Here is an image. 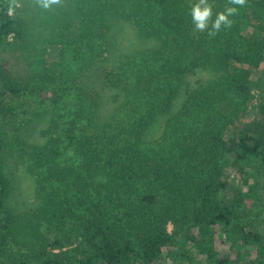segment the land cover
I'll return each mask as SVG.
<instances>
[{"label":"trees","instance_id":"obj_1","mask_svg":"<svg viewBox=\"0 0 264 264\" xmlns=\"http://www.w3.org/2000/svg\"><path fill=\"white\" fill-rule=\"evenodd\" d=\"M4 1L0 120L27 114L42 98L71 114L63 124L52 119L44 141L30 146L41 203L20 223L6 204L0 158V264H264V0L247 1L244 15L256 22L250 34L237 14L214 37L195 31L196 1L107 0L116 17L162 45L111 71L108 86L124 99L104 119L83 117L81 89L62 76L63 46L57 77L8 67L5 47L25 38L26 20L17 8L9 16ZM209 2L213 19L228 6ZM78 46L89 64L103 50ZM198 69L218 75L191 84ZM88 113L95 116L91 106ZM161 115L160 136L146 139Z\"/></svg>","mask_w":264,"mask_h":264},{"label":"rangeland","instance_id":"obj_2","mask_svg":"<svg viewBox=\"0 0 264 264\" xmlns=\"http://www.w3.org/2000/svg\"><path fill=\"white\" fill-rule=\"evenodd\" d=\"M106 1L62 0L61 6L43 10L35 5L34 0H17V12L26 20V36L21 41L6 46L4 50L8 67L15 74L32 76L47 73L57 77L61 70L56 72L54 59L57 51L63 46L60 68L65 74L62 76L66 75L72 81L74 90L76 87L81 89L85 98V119L110 118V113L124 99L122 91L108 86L111 71H119L121 64L130 56L162 45L159 40L141 35L131 21L116 17L115 9ZM194 1L196 0H186L185 3ZM247 1L254 3L257 0ZM2 2L3 0H0V3ZM246 6L239 8L238 15L241 16V28L250 34L256 22L244 15ZM100 33H103V39L99 38ZM89 41L95 43L98 50L103 49L101 56H98L93 64H89L90 58L86 48L78 46ZM259 72L260 88H263L264 64ZM215 75L218 73L212 69H198L187 80H190L191 84L196 80L206 82ZM258 94V89L254 90L256 99ZM177 99L182 100V94H179ZM57 105L54 98L47 101L42 98L34 103L27 114H20L13 121L0 120V131L5 133V136L0 134V158L10 184L6 204L17 217V223H20L19 219H29L40 206L41 200L36 194L35 179L29 171L30 146L44 141L41 131L47 128L52 119H59V115L62 117L61 123L68 119L71 114L67 115L69 108L62 111L56 109ZM90 106L95 110V116L88 113ZM71 109H74L73 106ZM166 117L167 115H161L151 123L144 132V137H159ZM228 195L225 194L226 197ZM169 262L166 261V264H170Z\"/></svg>","mask_w":264,"mask_h":264},{"label":"clouds","instance_id":"obj_3","mask_svg":"<svg viewBox=\"0 0 264 264\" xmlns=\"http://www.w3.org/2000/svg\"><path fill=\"white\" fill-rule=\"evenodd\" d=\"M34 3L43 10H50L53 6H61L62 0H34ZM246 4L247 0H227L228 6L223 11L217 12L213 19V4L209 0H196L190 8L189 15L196 32L207 30L209 37H214L222 28L227 29L232 26L233 21L229 17L237 15L239 8H243ZM17 7V0H7L9 16L14 15Z\"/></svg>","mask_w":264,"mask_h":264}]
</instances>
